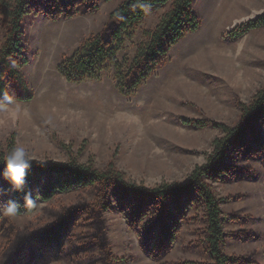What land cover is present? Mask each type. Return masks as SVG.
I'll list each match as a JSON object with an SVG mask.
<instances>
[{
  "label": "rangeland",
  "instance_id": "1",
  "mask_svg": "<svg viewBox=\"0 0 264 264\" xmlns=\"http://www.w3.org/2000/svg\"><path fill=\"white\" fill-rule=\"evenodd\" d=\"M96 1L95 12L86 13L81 5L74 17L52 21L45 15H31L24 20L30 62L22 74L32 99L19 100L14 85H9L21 113L0 110V153L7 154L13 140L14 147L23 144L32 161L91 162L100 171L112 163L136 186L183 184L195 166L205 163L213 141L223 136L212 124L236 126L239 103L249 104L264 86V27L239 39L227 37L237 26L264 14V0H217L209 6L196 0L200 29L178 43L131 96L117 89L115 65L99 80L81 84L67 82L58 72L65 58L106 30L110 14L125 0ZM167 9L147 17L117 55L119 63L132 60L137 46L146 40L144 32L155 29ZM5 34L0 26V45ZM187 119L212 124L196 128L186 124ZM259 132L258 144L263 147L258 155L234 150L227 161L233 171L208 180L222 200L223 251L243 258L245 264H264V120ZM247 146L257 148L252 138ZM98 191L97 185L79 187L50 201H38L30 214L14 218L1 214L0 264L10 263L19 238L52 228L67 210L79 212L69 223L63 252L43 264H104L103 235L113 264L212 263L202 205L187 206L181 216L170 203L151 201L141 220L134 215L137 203L125 202L111 190L109 206L98 214L100 225L104 223L101 232L90 215ZM169 216L180 228L168 244L163 228Z\"/></svg>",
  "mask_w": 264,
  "mask_h": 264
},
{
  "label": "trees",
  "instance_id": "2",
  "mask_svg": "<svg viewBox=\"0 0 264 264\" xmlns=\"http://www.w3.org/2000/svg\"><path fill=\"white\" fill-rule=\"evenodd\" d=\"M195 2L196 0H125L110 14L109 25L104 32L90 37L71 57L59 64V74L69 83L81 84L87 80H99L108 67L115 65L117 89L124 96L133 95L165 63L168 54L178 43L188 34L200 29V19L194 12ZM81 5L87 8L86 13L97 11L96 0H0V26L6 29L4 41L0 45V99L4 93L9 94L10 84L14 85L19 100L32 99L22 74L23 68L30 62L29 50L25 44L24 20L31 15H45L52 21H58L63 16L74 17L80 14L78 7ZM166 8L167 11L155 29L144 32L146 40L137 46L132 60L125 59L119 63L117 55L125 43L135 38L147 17ZM263 27L264 14L237 26L228 32L227 37L239 39L250 31ZM239 108L241 117L234 127L203 120H184L186 124L196 128H206L212 124L223 131V136L213 141L212 151L205 163L195 166L183 184L163 183L154 188L136 186L126 181L125 176L112 163L105 171H100L91 162L80 164L71 161L59 164L32 161L23 191H15L3 177L6 154L1 152L0 190H3V194L0 195V208L4 200L12 199L18 202L17 214H30L38 201H50L56 194L97 185L98 201L93 205L90 215L91 219H96L100 229V226L104 227V223L100 225L98 214L101 215L100 212L109 206L107 199L111 190L115 197H122L125 202L131 199L137 203L134 215L141 220L146 215V204L151 201H159L164 205L170 203L181 216L187 206L200 204L207 220L206 244L212 258L211 264H245L247 262L243 258L229 257L223 251L226 234L221 211L222 200L215 195L208 183V180L220 179L233 171V167L227 164L232 151L246 149L249 157L262 151L263 146L260 147L258 143L259 124L264 120V86L249 104L239 103ZM250 138L254 140L256 149L247 146ZM13 147L12 140L10 150ZM29 191L34 204L26 205L24 195ZM78 212L67 210L59 214V222L52 228L19 238L9 264H43L50 258L59 257L63 252V240L70 229L69 223H74ZM2 219L0 214V224ZM166 222L163 237L169 244L180 227L172 216ZM100 231L103 232V229ZM106 242L103 235L104 264H113L115 260Z\"/></svg>",
  "mask_w": 264,
  "mask_h": 264
},
{
  "label": "clouds",
  "instance_id": "3",
  "mask_svg": "<svg viewBox=\"0 0 264 264\" xmlns=\"http://www.w3.org/2000/svg\"><path fill=\"white\" fill-rule=\"evenodd\" d=\"M14 109L16 114L21 113L19 104L15 103V97L4 93L3 98L0 99V110L5 113H9ZM32 158L23 144L18 143L13 147L4 157V171L3 177L7 180L15 191H23L26 184V178L28 170L31 168ZM43 163V161H38ZM3 194V190H0V195ZM24 202L26 205L34 204L32 193L29 191L24 195ZM18 213V202L16 200L9 199L7 203L0 208V214L14 218Z\"/></svg>",
  "mask_w": 264,
  "mask_h": 264
},
{
  "label": "crops",
  "instance_id": "4",
  "mask_svg": "<svg viewBox=\"0 0 264 264\" xmlns=\"http://www.w3.org/2000/svg\"><path fill=\"white\" fill-rule=\"evenodd\" d=\"M198 1H199V0H197V3H198ZM205 1H206V3H208V6H209V5H211V3H212V4H215V2H216L217 0H205ZM210 2H211V3H210ZM196 9H197V7H196V5H195V10H196Z\"/></svg>",
  "mask_w": 264,
  "mask_h": 264
}]
</instances>
